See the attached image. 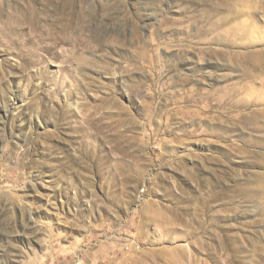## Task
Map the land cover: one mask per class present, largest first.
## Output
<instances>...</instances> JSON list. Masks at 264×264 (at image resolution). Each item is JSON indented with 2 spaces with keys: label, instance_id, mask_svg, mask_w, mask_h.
<instances>
[{
  "label": "rangeland",
  "instance_id": "obj_1",
  "mask_svg": "<svg viewBox=\"0 0 264 264\" xmlns=\"http://www.w3.org/2000/svg\"><path fill=\"white\" fill-rule=\"evenodd\" d=\"M61 1L0 0V264H264V0Z\"/></svg>",
  "mask_w": 264,
  "mask_h": 264
},
{
  "label": "bare ground",
  "instance_id": "obj_2",
  "mask_svg": "<svg viewBox=\"0 0 264 264\" xmlns=\"http://www.w3.org/2000/svg\"><path fill=\"white\" fill-rule=\"evenodd\" d=\"M62 3V8L63 9H66V7H68V5L71 4V0H62L61 1ZM38 19H39V16L36 12L34 11H31L30 13V16L27 18L26 20V23L29 25L30 28H33V27H36L38 25ZM68 27V25L65 23L63 26H62V29L66 30ZM223 93V92H222ZM224 94V93H223ZM235 94L238 95L239 94V90L237 89V91H235ZM223 96H226V95H223ZM243 102H241L242 104ZM244 104V103H243Z\"/></svg>",
  "mask_w": 264,
  "mask_h": 264
}]
</instances>
